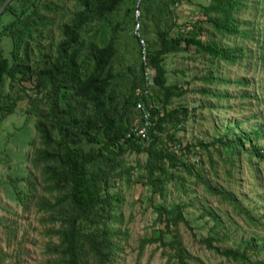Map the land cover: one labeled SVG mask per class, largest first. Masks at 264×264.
I'll use <instances>...</instances> for the list:
<instances>
[{"label": "rangeland", "instance_id": "obj_1", "mask_svg": "<svg viewBox=\"0 0 264 264\" xmlns=\"http://www.w3.org/2000/svg\"><path fill=\"white\" fill-rule=\"evenodd\" d=\"M32 1L41 4L47 17L45 31L34 33L26 50L31 65H35L42 51L57 53L65 37L64 24L73 21L81 6L80 0H17L15 4L19 9ZM135 1L123 0L109 23H95L82 33V39L95 42L114 36L118 51L113 61L124 72L128 66L135 71L140 67L134 21L126 16ZM245 1L246 6L235 14L249 36L214 32L203 14L210 0L143 1L142 32L148 47L155 43L157 33L170 25L169 36L193 29L204 40L214 35L226 46L243 45L245 54L235 62L212 60L191 46L164 56L167 84L176 83L177 92L164 109L155 80L150 94L155 95L152 102L160 105L161 112L186 110L174 121L165 122L159 133L162 147L175 153L179 161L166 167L162 189L154 193L146 167L148 154L127 148L120 156L117 174L110 178L114 213L108 224L114 243L110 264H175L172 249L168 251L173 239L193 264L264 261V157L252 154L255 146L264 147V0ZM144 5L151 8L149 17ZM159 5L162 11L157 10ZM15 19L7 13L0 20V52L7 56L13 40L6 35V26ZM119 23L121 28L113 30ZM24 51H19L20 57ZM31 85L32 81L24 80L20 86ZM31 106L30 100L23 99L13 113L0 120V264H61L58 254L49 248L59 238L51 233L46 212L36 205L44 193L41 171L31 158L33 149L42 143L35 134L36 115ZM42 107H48V102ZM135 110L137 123L133 128L141 123L140 112ZM242 137L244 147L236 149ZM220 138L228 140L226 145ZM161 206L169 215L180 213L182 218L166 227L167 220H159ZM254 239L246 258L238 260L218 253L207 243L210 240L220 250L242 252Z\"/></svg>", "mask_w": 264, "mask_h": 264}, {"label": "trees", "instance_id": "obj_2", "mask_svg": "<svg viewBox=\"0 0 264 264\" xmlns=\"http://www.w3.org/2000/svg\"><path fill=\"white\" fill-rule=\"evenodd\" d=\"M5 1L0 0V7ZM16 1L8 5L0 18L7 13L16 16L6 26V35L13 40L11 54L7 56L0 52V120L13 113L19 101L28 99L32 103L36 115L35 134L42 145L33 149L31 159L41 171L44 193L36 205L46 212L45 220L51 224V233L59 238L56 244L49 245L58 254V261L61 264H110L114 251L110 239L112 232L108 227L114 215L110 206V178L117 174L120 156L127 148L148 154L146 167L154 193L162 189L166 167L175 166L179 161L175 153L162 147L159 136L165 122L174 121L178 113L186 114V110L160 111V105L164 109L175 90L177 92L176 83L167 84L162 63L164 56L195 46L212 60L235 62L244 56V46H226L215 40L214 35L204 40L202 34L193 29L172 36L167 31L170 25L159 31L155 43L148 47V57L156 68L155 82L164 100L159 105L152 102L155 95L143 97L153 121L144 140L133 131L137 123L134 122L136 103L140 97L136 90L144 79L140 47L138 71L128 66L124 72L117 69L113 61L118 51L114 36L97 42L82 39L87 27L108 22L123 0H80L81 7L73 21L63 26L65 37L58 44L57 53L51 49L42 51L40 61L35 65H31L26 50L31 36L45 31L47 17L43 16L39 2L32 1L30 6L23 4L18 9ZM138 1L126 11L131 22ZM245 2L210 0L203 14L213 25L214 32L220 35L249 36L247 29L240 28L241 22L235 14L246 6ZM160 5L163 6L162 2ZM160 5L157 10H161ZM144 7L148 16L151 8ZM118 28H121L120 23L113 30ZM21 49L25 51L20 57ZM24 80L32 81V85L29 88L20 86ZM44 101L48 102V107H42ZM227 141L220 138V143L226 145ZM34 142L35 139L32 145ZM237 144L236 149H242L244 137ZM263 153L264 147L253 148L252 154L256 156L264 157ZM183 165L189 170L187 164ZM159 210V220L164 222L166 219V227L177 224L182 218L180 213L169 215L166 207L161 206ZM253 241L255 239L242 252L239 249L220 250L212 246L210 240L207 243L218 253L238 260L246 258ZM170 245L168 251L172 249L175 264H193L187 260L178 241L173 239ZM256 263L264 264V261L257 260Z\"/></svg>", "mask_w": 264, "mask_h": 264}, {"label": "built area", "instance_id": "obj_3", "mask_svg": "<svg viewBox=\"0 0 264 264\" xmlns=\"http://www.w3.org/2000/svg\"><path fill=\"white\" fill-rule=\"evenodd\" d=\"M133 32L134 35L138 38L142 60L144 63L143 68V83L137 88L136 93L139 95V99L136 103V108L139 110L141 114V123L137 128H133L134 133L136 136L146 139L148 137L149 129L152 126V119L149 112V109L147 108L143 97L147 96L151 92V86L154 83L155 80V67L149 62V51H148V44L145 36L142 32V9H141V0L137 3L134 11V19H133ZM178 147V146H173Z\"/></svg>", "mask_w": 264, "mask_h": 264}, {"label": "water", "instance_id": "obj_4", "mask_svg": "<svg viewBox=\"0 0 264 264\" xmlns=\"http://www.w3.org/2000/svg\"><path fill=\"white\" fill-rule=\"evenodd\" d=\"M13 0H6L4 4L0 7V18L4 11L7 9L8 5L12 2Z\"/></svg>", "mask_w": 264, "mask_h": 264}]
</instances>
